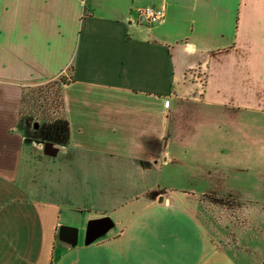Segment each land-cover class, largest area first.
<instances>
[{"label":"crops","instance_id":"crops-1","mask_svg":"<svg viewBox=\"0 0 264 264\" xmlns=\"http://www.w3.org/2000/svg\"><path fill=\"white\" fill-rule=\"evenodd\" d=\"M152 5L165 20L141 22L139 10ZM61 75L71 80L63 88L71 139L52 156L17 124L25 88ZM182 113H202L238 142L241 130L264 128V0H0V264H259L201 216V197L148 185ZM246 138L264 144L261 131ZM263 157L232 166L260 162L262 192ZM127 169L133 190L94 185ZM77 179L91 186L77 192ZM240 191L213 196L264 208L262 195ZM65 209L116 225L66 249Z\"/></svg>","mask_w":264,"mask_h":264},{"label":"rangeland","instance_id":"rangeland-1","mask_svg":"<svg viewBox=\"0 0 264 264\" xmlns=\"http://www.w3.org/2000/svg\"><path fill=\"white\" fill-rule=\"evenodd\" d=\"M197 82L199 84L194 85L193 88H201L199 79ZM179 83L175 81L174 87L178 88ZM192 116L194 118L189 119ZM251 120H254V118H251ZM243 124L241 123V126ZM176 128V136L169 149L170 156H163L159 162V166L153 169L149 179H147L148 185H155L154 187H157V189L160 187L161 189L178 191L179 196H182L181 198H185L184 191H192L197 197H201V216L207 218L210 222L216 223L215 226L221 230L218 232L219 235L225 241H228L231 248L238 252H250L255 257L256 262L261 264L264 257L263 204L258 205L259 207L257 204H241L233 201L231 197H224L222 205H225L224 207H220L214 203L212 198H204L202 196L203 194L219 196V193L224 195L222 193H225L227 190H242L244 192H240L249 198L260 197L262 195L260 200L264 201V192H262V187H260L263 185V177L260 176L258 169L260 162L252 164V168L249 169L250 171H246L245 169L244 171H238L232 167L241 165L242 162L244 163L243 158H240V161L234 160V158H238L239 156H264V144L261 140L255 144L246 141V137L251 134L254 135L259 131L263 134L264 128L241 130L238 136L240 141L238 142L230 138L229 133H226V128H223L221 131V129L212 126L202 113L197 114V116L195 113H190L189 115H185V113L177 114ZM28 143L31 144L30 141ZM32 144L34 153L41 154L42 149L39 147L40 144ZM236 146L237 151L233 152ZM222 150L224 151L221 152ZM223 164L229 165V167L224 170V167H221ZM96 169L97 171L99 170L98 168ZM36 177L33 188L41 186L39 181L41 177L39 175ZM107 179L111 182L108 181L109 183H107L105 181L106 177H102L101 181L95 180L94 185H104L106 188H109L111 185L124 186L126 184L128 186L133 182V179L129 176L128 169L122 177L109 178L107 176ZM77 180L78 184L74 186L77 192L80 188H86L87 185H90L87 179L85 181ZM63 185L65 184L61 186ZM69 185L71 184L69 183ZM143 185L145 184L139 182L136 186L140 188V186L144 187ZM127 189H129L128 191L133 190L129 186ZM232 203L236 204L237 207L232 206ZM228 204L231 205L228 206ZM227 207L229 208L227 209ZM92 213L94 214L95 211ZM85 214L90 215L88 211H85ZM87 217L83 220L81 215H73L65 209L61 225L81 228L80 239L85 242L87 224L92 219H87ZM68 223H74V225ZM113 230L114 228L110 232Z\"/></svg>","mask_w":264,"mask_h":264},{"label":"trees","instance_id":"trees-1","mask_svg":"<svg viewBox=\"0 0 264 264\" xmlns=\"http://www.w3.org/2000/svg\"><path fill=\"white\" fill-rule=\"evenodd\" d=\"M70 81L61 75L45 83L25 88L21 100L17 130L27 142H52L59 146L70 144V128L63 92L64 86ZM202 197L212 198L217 206L224 207L225 205H222L224 198L208 194H203ZM233 201L236 200L233 199ZM232 206L237 207L234 203Z\"/></svg>","mask_w":264,"mask_h":264},{"label":"water","instance_id":"water-1","mask_svg":"<svg viewBox=\"0 0 264 264\" xmlns=\"http://www.w3.org/2000/svg\"><path fill=\"white\" fill-rule=\"evenodd\" d=\"M38 127V125H36ZM44 143V152L48 155L55 156L59 151V145H55L52 142H43ZM160 200H163L161 198ZM115 221L110 216H103L99 218H93L88 221L86 234H85V243L90 244L94 241L105 237L108 232L115 227ZM73 230V237L69 238V231ZM80 229L74 226H65L62 225L58 234V244L63 248H72L76 246L79 242Z\"/></svg>","mask_w":264,"mask_h":264},{"label":"built area","instance_id":"built-area-1","mask_svg":"<svg viewBox=\"0 0 264 264\" xmlns=\"http://www.w3.org/2000/svg\"><path fill=\"white\" fill-rule=\"evenodd\" d=\"M165 17L164 8L156 5L141 8L138 13L139 20L148 24L162 22L165 20Z\"/></svg>","mask_w":264,"mask_h":264},{"label":"flooded vegetation","instance_id":"flooded-vegetation-1","mask_svg":"<svg viewBox=\"0 0 264 264\" xmlns=\"http://www.w3.org/2000/svg\"><path fill=\"white\" fill-rule=\"evenodd\" d=\"M32 142H35V141H32ZM68 233H69V238H72L73 237V233H74L73 230L72 231H69Z\"/></svg>","mask_w":264,"mask_h":264}]
</instances>
